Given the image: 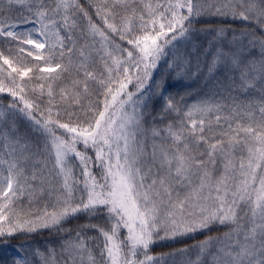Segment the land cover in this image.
Here are the masks:
<instances>
[{
    "label": "snow or ice",
    "instance_id": "snow-or-ice-1",
    "mask_svg": "<svg viewBox=\"0 0 264 264\" xmlns=\"http://www.w3.org/2000/svg\"><path fill=\"white\" fill-rule=\"evenodd\" d=\"M0 264H264V0H0Z\"/></svg>",
    "mask_w": 264,
    "mask_h": 264
},
{
    "label": "trees",
    "instance_id": "trees-1",
    "mask_svg": "<svg viewBox=\"0 0 264 264\" xmlns=\"http://www.w3.org/2000/svg\"><path fill=\"white\" fill-rule=\"evenodd\" d=\"M46 238H47V234L46 233L44 235H42V236L34 237V239L36 241H38V242L39 241H42V240H44ZM198 239H203V237L202 236L201 237H198ZM184 243L192 244L193 241L192 240H187V241H184ZM158 245L159 246H157L155 248V251L157 253H159V252H169V251H173L175 249H178V248H181V247L184 246L183 243H175L173 241H169V242H167V241H160V242H158ZM190 255H192V257H193L194 253H190ZM178 257H180V256L178 255Z\"/></svg>",
    "mask_w": 264,
    "mask_h": 264
},
{
    "label": "rangeland",
    "instance_id": "rangeland-1",
    "mask_svg": "<svg viewBox=\"0 0 264 264\" xmlns=\"http://www.w3.org/2000/svg\"><path fill=\"white\" fill-rule=\"evenodd\" d=\"M167 242H169V241H167ZM192 258L194 259V258H195V255H193ZM180 259H181V257H178V256L176 257V260H177V261H179Z\"/></svg>",
    "mask_w": 264,
    "mask_h": 264
}]
</instances>
